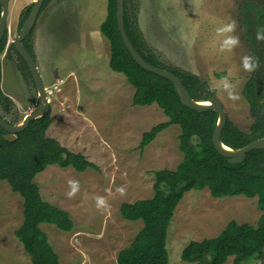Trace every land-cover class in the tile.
Masks as SVG:
<instances>
[{"label": "rangeland", "instance_id": "374dc122", "mask_svg": "<svg viewBox=\"0 0 264 264\" xmlns=\"http://www.w3.org/2000/svg\"><path fill=\"white\" fill-rule=\"evenodd\" d=\"M35 1H9L8 41L1 60L0 87L10 103L6 117L18 116L15 122L18 124L34 108L36 93L31 79L24 78L8 60L7 51L21 30L20 18ZM133 1L138 9V27L163 65L181 67L200 77L220 100L228 119L241 131L249 132L255 118L243 91L257 68L253 56L264 55V34L254 28L247 36L244 14L253 18L255 10L264 13V0ZM48 13L57 19L77 15L84 20L79 21L80 28L86 26L88 30L105 18L107 0L50 2L39 15V25L35 26L38 36L33 34L31 40L43 52L39 35L44 24L51 26ZM68 38L72 44L73 39ZM85 43L82 35L71 47L84 50ZM105 45L108 52L109 45L107 42ZM42 79L45 85L59 81L44 66ZM62 87L49 96L53 122L46 135L68 151L83 155L98 170L78 173L72 167L63 169L54 165L37 175L35 183L43 200L69 213L75 225L69 233L49 224H42L40 228L61 264H117L120 251L133 242L143 227L142 221H125L120 207L153 198L155 172L174 171L182 162L181 129L171 126L140 149L143 134L168 121L156 104L134 106L131 86L119 91L115 101L108 99L109 103L101 105H92L91 100H98L99 96L82 85L78 87L75 81L69 80ZM262 92L264 99V86ZM199 143L196 137L192 139L194 147ZM160 190L168 191L165 186ZM261 216L257 198L215 199L208 189L186 193L168 230L169 264H199L181 260L182 251L190 242L218 236L231 221L256 225ZM23 220L22 198L12 192L6 181H0V264H31L15 236Z\"/></svg>", "mask_w": 264, "mask_h": 264}, {"label": "trees", "instance_id": "16d2710c", "mask_svg": "<svg viewBox=\"0 0 264 264\" xmlns=\"http://www.w3.org/2000/svg\"><path fill=\"white\" fill-rule=\"evenodd\" d=\"M51 1L53 0L45 1L41 12ZM32 7L33 5L20 18L21 26ZM137 10L133 0H125V28L134 48L144 60L176 75L195 101L215 97V93L210 91L200 77L179 67L163 65L142 36L137 23ZM1 12L0 6V17ZM116 12L117 0H108L107 17L100 26V32L110 44V68L123 74L134 88V106L150 107L156 104L168 118L167 122L160 123L143 134L140 149L152 143L163 131L177 125L181 129L179 150L183 154L182 162L174 171L163 169L155 172L153 198L121 205V217L128 222L142 221L143 227L133 242L120 251L117 264H169L166 245L174 213L186 193L205 189L215 199L239 196L257 198L262 216L256 225L231 221L218 236L201 242H190L183 249L181 260L199 264H248L252 261L264 264V149L250 151L240 164H230L227 158L220 155L212 142L218 122L217 112L200 113L185 107L172 82L138 66L123 44L117 27ZM254 12L253 18L244 14L247 36L254 28L258 29V33L264 34V13L258 10ZM32 35L33 32L23 44L35 60ZM7 41L6 33L0 43V55L6 49ZM7 58L16 64L24 78L31 79L26 63L13 44L7 51ZM258 59L256 55L253 56L255 64ZM255 80L254 73L243 91L255 118L249 132L241 131L228 119L221 134L222 143L233 150L264 138V116L260 115L264 104L261 103ZM2 98L0 89V105L3 103ZM52 122L48 112L43 118L31 121L14 142H6L3 139L5 131L0 128V181H6L12 192L19 194L23 200L24 220L15 236L30 257L31 264H61L47 235L40 228L42 224L54 225L66 233L71 232L75 226L69 213L43 200L40 188L35 183L37 175L54 165L63 169L72 167L78 173L88 169L98 170L83 155L72 153L60 146L57 140L47 137L46 133ZM194 137L200 141L198 147L192 145ZM161 186L167 187V193L160 190Z\"/></svg>", "mask_w": 264, "mask_h": 264}, {"label": "crops", "instance_id": "0c3cea01", "mask_svg": "<svg viewBox=\"0 0 264 264\" xmlns=\"http://www.w3.org/2000/svg\"><path fill=\"white\" fill-rule=\"evenodd\" d=\"M73 4H75V1ZM106 17L107 14L104 19L98 22L96 27L93 24L91 28H88L87 30L86 26H82V28H80L79 21L84 22V20L78 18L77 15L76 17L63 16L57 19V17H52L48 13L47 19L50 18L49 23H51V26L48 27L47 24H44V28L40 30L39 35L40 40L44 45V52L39 49L37 44H32L36 65L40 70L39 73L41 76L44 66L45 71H51L55 79L57 77L59 78L58 82L54 81L50 85L47 84L46 87H53L57 85L58 90H60V88H63L62 85L67 86V82L72 80L77 83L78 87L82 85L83 87L89 89V91L96 97L99 96L98 100H91L92 105H101L109 103L108 99L115 101L117 93L125 90L127 88L126 86H130L123 74L116 73L110 68V44L100 32V26L105 21ZM39 19L40 18H38L36 25H39ZM70 20H72V22H70ZM98 29L100 33H98ZM141 33H143L142 30ZM33 34L38 36L37 31H33ZM82 35L85 36V41L87 42L85 43V49L80 51L77 49L74 50L72 47L74 44L79 42V38L82 37ZM142 36L147 43V38L144 34ZM68 37L73 39L71 40L72 44H70ZM105 42L109 45L108 52L110 50V55H108ZM147 45L151 49L148 43ZM154 54L156 53L154 52ZM157 56L159 57V55ZM76 57L80 58L76 59ZM39 63H42V67H40ZM185 71L194 74L190 70Z\"/></svg>", "mask_w": 264, "mask_h": 264}, {"label": "water", "instance_id": "95a60500", "mask_svg": "<svg viewBox=\"0 0 264 264\" xmlns=\"http://www.w3.org/2000/svg\"><path fill=\"white\" fill-rule=\"evenodd\" d=\"M45 1L46 0H36L33 3V7L30 11L28 18L24 22L18 37L15 38L12 43L15 50L21 56V58L24 60L28 67L30 75L38 91L39 100L41 104L37 107L32 108L24 117L23 121L15 126L9 124L0 117V128L6 132V134L3 136V139L6 142H14L17 139V135L23 132L28 127L31 121L43 118L50 111V101L47 98L45 85L38 71L36 61L26 50L23 44L25 39L33 32ZM0 5L2 7V14L0 18L1 43L5 37V34L7 33V23L9 18V0H0ZM116 18L117 27L123 44L125 45L129 54L138 66H140L143 70L149 73L155 74L172 82L176 88V91L179 95L182 104L185 107L200 113L206 111L217 112L218 122L213 132L212 142L215 150L220 155L227 158L230 164H240L244 161L246 155L250 151L264 149V138L257 139L249 143L245 147L237 150H233L232 148H229L228 146L224 145L221 141V134L227 123L228 117L220 100L215 96L209 97L207 100L195 101L190 97L182 81L176 75H174L168 70L152 66L147 63L146 60H144V58L134 48L125 28V0H117ZM204 103H208V105H204ZM260 115L264 116V106L260 110Z\"/></svg>", "mask_w": 264, "mask_h": 264}, {"label": "flooded vegetation", "instance_id": "af4514ba", "mask_svg": "<svg viewBox=\"0 0 264 264\" xmlns=\"http://www.w3.org/2000/svg\"><path fill=\"white\" fill-rule=\"evenodd\" d=\"M9 1H11V0H9ZM1 6V5H0ZM1 10H2V7H1ZM1 14H2V12H1ZM1 18V17H0ZM4 52H5V50H4ZM4 52L0 55V71H1V60H2V57H3V54H4ZM258 62H257V64H256V72H255V74H256V84H257V86H258V95L261 97V103H263L264 104V99H263V92H262V88H263V86H264V62H262L263 61V59H264V55H259L258 54ZM262 58V59H261ZM9 60V59H8ZM16 60H18V57H16ZM10 62H12L11 60H9ZM14 65H15V67H16V64L14 63V62H12ZM17 68V67H16ZM22 75V74H21ZM41 75V74H40ZM24 77V76H23ZM253 77V74H252V76H251V78ZM41 78H42V76H41ZM250 79V78H249ZM248 79V80H249ZM42 81H43V79H42ZM30 82L32 83V86L34 87V89H35V93H36V104H35V106L34 107H37V106H39L40 104H41V102H40V100H39V94H38V91H37V89H36V87H35V84H34V81H33V79H32V77H31V80H30ZM43 83H44V81H43ZM44 85H45V83H44ZM0 89H1V87H0ZM45 90H46V85H45ZM1 92H2V90H1ZM2 94H3V92H2ZM47 95V94H46ZM2 104L0 105V110H2L3 111V114H1L0 113V117L4 120V121H6V122H8L9 124H11V123H14V122H16V120H17V122H18V116H16V118L15 119H8L7 117H6V115L8 114V110H9V107H8V104L10 105V103H9V101H8V99H7V97L3 94V98H2ZM264 106V105H263ZM261 110V109H260ZM50 112V111H49ZM23 119L24 118H22V121H23ZM21 121V122H22ZM21 122H19V124L21 123ZM12 125V124H11ZM18 125V124H17ZM15 126V125H14ZM6 134V132L3 134V136Z\"/></svg>", "mask_w": 264, "mask_h": 264}, {"label": "built area", "instance_id": "2783aa9c", "mask_svg": "<svg viewBox=\"0 0 264 264\" xmlns=\"http://www.w3.org/2000/svg\"><path fill=\"white\" fill-rule=\"evenodd\" d=\"M57 91H58L57 85H55L53 87H46V94H47L48 99H50L53 96V94ZM49 96H51V97H49Z\"/></svg>", "mask_w": 264, "mask_h": 264}, {"label": "bare ground", "instance_id": "6f19581e", "mask_svg": "<svg viewBox=\"0 0 264 264\" xmlns=\"http://www.w3.org/2000/svg\"><path fill=\"white\" fill-rule=\"evenodd\" d=\"M204 105H208V103H204ZM225 148V147H224Z\"/></svg>", "mask_w": 264, "mask_h": 264}, {"label": "clouds", "instance_id": "9594fccd", "mask_svg": "<svg viewBox=\"0 0 264 264\" xmlns=\"http://www.w3.org/2000/svg\"><path fill=\"white\" fill-rule=\"evenodd\" d=\"M34 31V30H33ZM48 98V97H47ZM51 99V98H50ZM50 99H48L50 101Z\"/></svg>", "mask_w": 264, "mask_h": 264}]
</instances>
